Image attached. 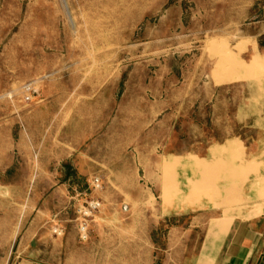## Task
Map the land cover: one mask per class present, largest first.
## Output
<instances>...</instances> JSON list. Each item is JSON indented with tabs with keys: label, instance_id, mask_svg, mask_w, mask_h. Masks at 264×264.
<instances>
[{
	"label": "rangeland",
	"instance_id": "obj_1",
	"mask_svg": "<svg viewBox=\"0 0 264 264\" xmlns=\"http://www.w3.org/2000/svg\"><path fill=\"white\" fill-rule=\"evenodd\" d=\"M2 130L34 149L8 176L19 185L0 197L2 225L53 230L59 264H159L167 228L205 208L176 211L180 164L164 158L205 182L229 141L242 147L231 161L264 162V0H0ZM37 164L50 197H25Z\"/></svg>",
	"mask_w": 264,
	"mask_h": 264
},
{
	"label": "crops",
	"instance_id": "obj_2",
	"mask_svg": "<svg viewBox=\"0 0 264 264\" xmlns=\"http://www.w3.org/2000/svg\"><path fill=\"white\" fill-rule=\"evenodd\" d=\"M237 57L240 58L241 54ZM251 67L259 68L262 64L255 58ZM213 71H207L205 78ZM217 71L221 73L223 69L218 68ZM220 79L221 85L232 81L230 74ZM212 82L200 80L199 88L212 85ZM24 111L21 109V112ZM32 112L27 111L26 114ZM21 116L23 117V114ZM18 134L22 133L18 131ZM12 136L10 130L0 132V197H10L9 191L19 185L7 181L8 176L18 169L17 156L34 152L33 147L23 148L21 142H14ZM241 151L242 147L234 141L212 148L209 154H218L221 157L217 161L208 162V182L203 181L201 173L197 177L190 171L185 173L183 170L186 169L183 165L180 166L183 158L172 155L164 158V161H177L180 164L174 169L177 193L170 194V197H176V211H179L178 208L184 206L185 202L196 206L205 205V208L191 210L196 215L188 228H167V243L159 264H264V162L259 159L253 163L252 160L231 161V155L240 157ZM213 165L215 167H212ZM37 166L26 181L27 186H32V191H27L25 197H50L49 194L39 195L36 187L41 182L53 184L55 177L47 170L42 181H39V176L34 175L35 168L40 169V165ZM197 183H200V191L191 195L192 186ZM182 197L187 199L180 203L179 198ZM222 204L225 206L217 218L216 206ZM176 215L182 216V213ZM4 222L2 225L0 220V264H59L55 249L57 240L51 233L53 230L33 224L8 225ZM194 234H201L199 242L185 238ZM90 262L92 263L86 264H105L104 259L94 258L90 259ZM106 262L132 264V259H121L117 256L106 259Z\"/></svg>",
	"mask_w": 264,
	"mask_h": 264
},
{
	"label": "built area",
	"instance_id": "obj_3",
	"mask_svg": "<svg viewBox=\"0 0 264 264\" xmlns=\"http://www.w3.org/2000/svg\"><path fill=\"white\" fill-rule=\"evenodd\" d=\"M94 184H95V187L96 188H99V181L98 180H95L94 181ZM99 207H100V204L98 202H96V203H94V202L89 203L87 209H85L84 212H83V216H85V217L90 216L91 213L94 210H96L97 208H99ZM82 231H83V233L86 231V226L84 224H83ZM54 232H56V231H54Z\"/></svg>",
	"mask_w": 264,
	"mask_h": 264
}]
</instances>
